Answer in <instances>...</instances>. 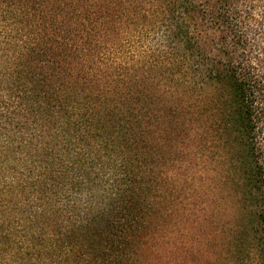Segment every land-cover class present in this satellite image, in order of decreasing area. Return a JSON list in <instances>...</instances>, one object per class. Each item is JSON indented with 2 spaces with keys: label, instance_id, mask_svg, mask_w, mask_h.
<instances>
[{
  "label": "trees",
  "instance_id": "1",
  "mask_svg": "<svg viewBox=\"0 0 264 264\" xmlns=\"http://www.w3.org/2000/svg\"><path fill=\"white\" fill-rule=\"evenodd\" d=\"M0 264H264V0H0Z\"/></svg>",
  "mask_w": 264,
  "mask_h": 264
}]
</instances>
